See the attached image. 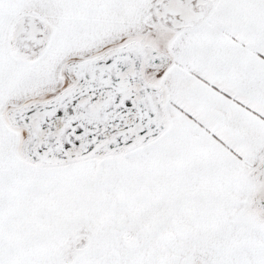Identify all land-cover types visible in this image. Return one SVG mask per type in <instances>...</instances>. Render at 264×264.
<instances>
[{
  "label": "snow or ice",
  "instance_id": "1",
  "mask_svg": "<svg viewBox=\"0 0 264 264\" xmlns=\"http://www.w3.org/2000/svg\"><path fill=\"white\" fill-rule=\"evenodd\" d=\"M0 264H264V0H0Z\"/></svg>",
  "mask_w": 264,
  "mask_h": 264
}]
</instances>
